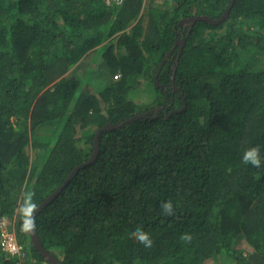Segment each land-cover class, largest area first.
Here are the masks:
<instances>
[{"label": "trees", "instance_id": "obj_1", "mask_svg": "<svg viewBox=\"0 0 264 264\" xmlns=\"http://www.w3.org/2000/svg\"><path fill=\"white\" fill-rule=\"evenodd\" d=\"M109 3L0 0V264H50L25 192L61 264H264V0Z\"/></svg>", "mask_w": 264, "mask_h": 264}, {"label": "clouds", "instance_id": "obj_2", "mask_svg": "<svg viewBox=\"0 0 264 264\" xmlns=\"http://www.w3.org/2000/svg\"><path fill=\"white\" fill-rule=\"evenodd\" d=\"M242 162L245 165L250 164L255 168L261 167L262 159L260 157L259 147L256 146L245 149L242 156ZM34 195V192H25L22 202L19 204L18 211L22 221V231L31 232L35 230V213L38 211V205L33 201ZM161 209L165 215H174L173 203L170 200L162 202ZM131 237L139 245H143L146 248L152 246L153 241L150 235L140 227H137L131 233ZM181 240L190 241L191 236L184 234L181 236Z\"/></svg>", "mask_w": 264, "mask_h": 264}, {"label": "water", "instance_id": "obj_3", "mask_svg": "<svg viewBox=\"0 0 264 264\" xmlns=\"http://www.w3.org/2000/svg\"><path fill=\"white\" fill-rule=\"evenodd\" d=\"M228 16V12L224 14V16H222L219 20H213L212 18L208 17V16H196V17H192L186 21H184L185 23H190L191 25H194L196 22L200 21V20H206V21H209L213 24H218V23H221L226 17ZM179 43H177L178 45ZM181 45H183V42L180 43ZM157 85H159V82L157 81ZM176 90H178V88H176ZM147 114H141V115H138V116H135L131 119H128L129 122H133L135 120H138V119H142L144 117H146ZM119 127V125H106V127H104V129H112V128H117ZM101 132V130L99 131ZM98 140L96 141V146H95V153L92 157V161L96 158L97 154H98V150H99V145H98ZM61 189H63L62 187L55 193L53 194L46 202L45 204H43L42 206L46 205L51 199L55 198L56 195L59 193V191H61ZM39 212V209L38 211L35 213V217L37 215V213ZM31 238H32V242L34 244V246L37 248V250L39 251V253L43 256V258H45L47 261L50 262V264H61L59 259L52 253H50L42 244L40 238H39V235L36 231V227H35V230L34 231H31L29 232Z\"/></svg>", "mask_w": 264, "mask_h": 264}, {"label": "rangeland", "instance_id": "obj_4", "mask_svg": "<svg viewBox=\"0 0 264 264\" xmlns=\"http://www.w3.org/2000/svg\"><path fill=\"white\" fill-rule=\"evenodd\" d=\"M97 75L98 74H94V75L90 76L89 78H87V80H86L87 82H89L91 84V87H92V89H93L94 92H96L97 90H100V89L104 88V86H105V81L98 80L97 79ZM153 88L154 87L152 85L149 87V89L147 87L141 86V90H142L141 91V95H139L140 96L139 98L136 97V101L138 100L140 104H144L143 107L145 109L147 107H150L152 105L154 99H155L154 98L155 89H153ZM33 158H34V154H33ZM15 238L16 237L13 234L12 235V239L13 240H16ZM211 262H207L206 264H211Z\"/></svg>", "mask_w": 264, "mask_h": 264}, {"label": "built area", "instance_id": "obj_5", "mask_svg": "<svg viewBox=\"0 0 264 264\" xmlns=\"http://www.w3.org/2000/svg\"><path fill=\"white\" fill-rule=\"evenodd\" d=\"M111 0H108V4H110ZM122 1V0H118ZM5 225V222H4ZM13 234H9V232L4 233V239H5V249L10 251L12 254H19L23 255V247L18 244L17 240L12 239ZM16 239V238H15Z\"/></svg>", "mask_w": 264, "mask_h": 264}, {"label": "flooded vegetation", "instance_id": "obj_6", "mask_svg": "<svg viewBox=\"0 0 264 264\" xmlns=\"http://www.w3.org/2000/svg\"><path fill=\"white\" fill-rule=\"evenodd\" d=\"M189 24H190V23H184V26L188 28V25H189ZM174 92H176V90H175Z\"/></svg>", "mask_w": 264, "mask_h": 264}]
</instances>
